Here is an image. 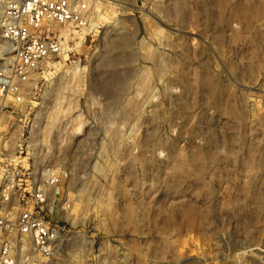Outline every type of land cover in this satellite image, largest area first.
<instances>
[{"label":"rangeland","instance_id":"obj_1","mask_svg":"<svg viewBox=\"0 0 264 264\" xmlns=\"http://www.w3.org/2000/svg\"><path fill=\"white\" fill-rule=\"evenodd\" d=\"M121 1L4 116L53 145L55 264H264V0Z\"/></svg>","mask_w":264,"mask_h":264},{"label":"built area","instance_id":"obj_2","mask_svg":"<svg viewBox=\"0 0 264 264\" xmlns=\"http://www.w3.org/2000/svg\"><path fill=\"white\" fill-rule=\"evenodd\" d=\"M103 1L0 0V264H55L72 241L74 232L55 210L52 197L64 191L62 176L51 169L40 172L41 166H55L39 157L53 152L52 143L36 141L33 129L20 118L23 128L13 146L12 125L4 116H22L28 98L37 96L30 81L63 52L62 30L92 26ZM147 1L153 5L162 0ZM136 4L140 10L145 6ZM77 139L81 143L84 136Z\"/></svg>","mask_w":264,"mask_h":264}]
</instances>
